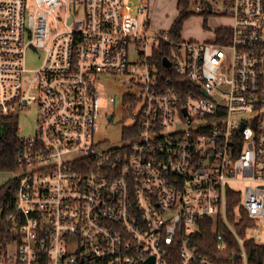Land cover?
Here are the masks:
<instances>
[{
    "label": "built area",
    "instance_id": "built-area-1",
    "mask_svg": "<svg viewBox=\"0 0 264 264\" xmlns=\"http://www.w3.org/2000/svg\"><path fill=\"white\" fill-rule=\"evenodd\" d=\"M222 1L232 27L185 41L151 31L146 0H0V116L37 111L18 136L0 264H172L175 251L180 264H250L246 243L264 248V0ZM104 75L139 89L123 97L118 149L95 143ZM207 226L217 259L197 248Z\"/></svg>",
    "mask_w": 264,
    "mask_h": 264
},
{
    "label": "rangeland",
    "instance_id": "rangeland-1",
    "mask_svg": "<svg viewBox=\"0 0 264 264\" xmlns=\"http://www.w3.org/2000/svg\"><path fill=\"white\" fill-rule=\"evenodd\" d=\"M150 3V11L147 19L151 22V31L155 33H166L172 30L178 20L180 10L178 7L180 0H146ZM190 17L182 22L181 36L185 41H208L214 39L216 31L222 29L226 31L233 25L232 18L228 15L226 6L222 0H190ZM206 1L211 2L215 7V12L211 13L208 9L201 11L199 7H205ZM138 2V0H137ZM221 10L218 13L217 10ZM53 24H55L53 22ZM31 66H35V60L31 58ZM35 64V65H33ZM97 89L101 97V113L98 121V129L95 133V143L102 149H118L127 143L130 138H126L125 126L131 120L124 117L122 112L123 97L129 93L136 94L138 86L130 80L128 76L104 75L97 84ZM111 97L116 99L111 102ZM113 116V119H109ZM18 132L20 137H27L37 130V111L32 106L20 115ZM20 170L16 172H0V188L10 179L18 176ZM234 189H240L243 194L245 184L231 183ZM242 234L244 240H248L255 235V231L250 224H242ZM256 242L264 245V236L257 237Z\"/></svg>",
    "mask_w": 264,
    "mask_h": 264
},
{
    "label": "trees",
    "instance_id": "trees-1",
    "mask_svg": "<svg viewBox=\"0 0 264 264\" xmlns=\"http://www.w3.org/2000/svg\"><path fill=\"white\" fill-rule=\"evenodd\" d=\"M191 6L190 0H180L178 7L180 10V15L178 20L175 22L171 32L177 39L181 37L182 31V22L190 17L191 13L188 9ZM166 55H169V49L166 47L164 51L158 52L156 55V59L161 61L162 58ZM161 63V62H159ZM0 122L8 123V127L5 133H0V172H16L19 169L17 163L18 157V126H19V118L15 116H0ZM127 138V137H126ZM19 188V177L15 176L10 179L6 184H4L0 188V229L6 227L9 217L13 213V204L16 200V195L18 193ZM237 201H233L230 203L229 208V218L234 221L235 215L234 210L237 205ZM244 224L247 222V217H244ZM242 224H237L236 228L238 233L242 234ZM220 230H223L221 228ZM225 237L230 241V248L226 250L225 254L227 256H231L233 252H238V247L235 244L234 237L232 233L224 231ZM196 244L198 250L211 257L217 259L218 250V240L217 236L212 230L210 226H207L206 229L203 230L202 233L196 235ZM246 249L249 257L250 264H263L264 259V248L261 245H257L255 242H247ZM172 264H180V257L178 253L175 251L173 256L171 257Z\"/></svg>",
    "mask_w": 264,
    "mask_h": 264
},
{
    "label": "water",
    "instance_id": "water-1",
    "mask_svg": "<svg viewBox=\"0 0 264 264\" xmlns=\"http://www.w3.org/2000/svg\"><path fill=\"white\" fill-rule=\"evenodd\" d=\"M164 64L166 66H170L171 65V62L169 61V59L165 58L164 59ZM7 127H8V123H3L2 125H0V132L1 133H5Z\"/></svg>",
    "mask_w": 264,
    "mask_h": 264
}]
</instances>
